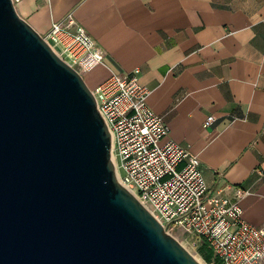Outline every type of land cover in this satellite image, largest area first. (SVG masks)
Instances as JSON below:
<instances>
[{
    "label": "water",
    "instance_id": "obj_1",
    "mask_svg": "<svg viewBox=\"0 0 264 264\" xmlns=\"http://www.w3.org/2000/svg\"><path fill=\"white\" fill-rule=\"evenodd\" d=\"M0 264H203L118 179L82 73L0 0Z\"/></svg>",
    "mask_w": 264,
    "mask_h": 264
},
{
    "label": "crops",
    "instance_id": "obj_2",
    "mask_svg": "<svg viewBox=\"0 0 264 264\" xmlns=\"http://www.w3.org/2000/svg\"><path fill=\"white\" fill-rule=\"evenodd\" d=\"M16 8L42 34L73 12L104 54L83 73L91 88L139 68L149 106L198 154L209 187L237 198L247 221L264 222V0H21ZM236 187L247 191L237 196Z\"/></svg>",
    "mask_w": 264,
    "mask_h": 264
},
{
    "label": "built area",
    "instance_id": "obj_3",
    "mask_svg": "<svg viewBox=\"0 0 264 264\" xmlns=\"http://www.w3.org/2000/svg\"><path fill=\"white\" fill-rule=\"evenodd\" d=\"M21 0H13L16 4ZM73 12L53 20L44 38L64 60L84 73L104 54L96 40L75 27ZM130 74L112 72L92 88L112 135V156L119 181L173 234H193L206 241L219 261L208 264H264V222L247 221L237 198L209 187L198 154L169 136L164 116L147 102L149 90ZM215 120L209 114L204 125ZM236 195L247 190L236 187Z\"/></svg>",
    "mask_w": 264,
    "mask_h": 264
},
{
    "label": "rangeland",
    "instance_id": "obj_4",
    "mask_svg": "<svg viewBox=\"0 0 264 264\" xmlns=\"http://www.w3.org/2000/svg\"><path fill=\"white\" fill-rule=\"evenodd\" d=\"M176 237L182 242L194 255H198L203 261H206L204 258V254L201 252V250L192 244V236L193 234H190L188 232H183L182 230L176 229L173 230Z\"/></svg>",
    "mask_w": 264,
    "mask_h": 264
},
{
    "label": "trees",
    "instance_id": "obj_5",
    "mask_svg": "<svg viewBox=\"0 0 264 264\" xmlns=\"http://www.w3.org/2000/svg\"><path fill=\"white\" fill-rule=\"evenodd\" d=\"M198 248L201 250V252L204 254V258L207 262L210 261H219V259L215 256L212 248L208 245L206 241H203Z\"/></svg>",
    "mask_w": 264,
    "mask_h": 264
},
{
    "label": "bare ground",
    "instance_id": "obj_6",
    "mask_svg": "<svg viewBox=\"0 0 264 264\" xmlns=\"http://www.w3.org/2000/svg\"><path fill=\"white\" fill-rule=\"evenodd\" d=\"M195 256L198 258V260H200L203 264H208L206 263V261H203L198 255L195 254Z\"/></svg>",
    "mask_w": 264,
    "mask_h": 264
}]
</instances>
